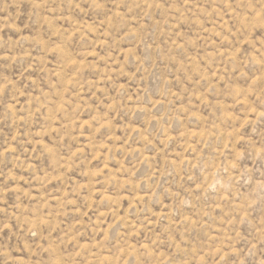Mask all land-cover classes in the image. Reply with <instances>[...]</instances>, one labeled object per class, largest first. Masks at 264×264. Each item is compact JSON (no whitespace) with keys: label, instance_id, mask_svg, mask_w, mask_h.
Here are the masks:
<instances>
[{"label":"rangeland","instance_id":"374dc122","mask_svg":"<svg viewBox=\"0 0 264 264\" xmlns=\"http://www.w3.org/2000/svg\"><path fill=\"white\" fill-rule=\"evenodd\" d=\"M0 264H264V0H0Z\"/></svg>","mask_w":264,"mask_h":264}]
</instances>
